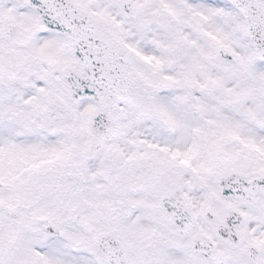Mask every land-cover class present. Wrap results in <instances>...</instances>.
Returning a JSON list of instances; mask_svg holds the SVG:
<instances>
[{
	"label": "snow or ice",
	"instance_id": "6c2138e0",
	"mask_svg": "<svg viewBox=\"0 0 264 264\" xmlns=\"http://www.w3.org/2000/svg\"><path fill=\"white\" fill-rule=\"evenodd\" d=\"M0 264H264V0H0Z\"/></svg>",
	"mask_w": 264,
	"mask_h": 264
}]
</instances>
